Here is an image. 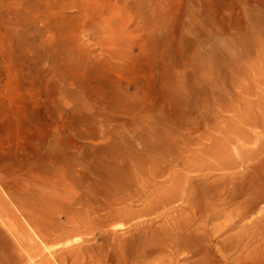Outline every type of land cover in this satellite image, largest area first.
I'll return each instance as SVG.
<instances>
[{
	"label": "rangeland",
	"instance_id": "rangeland-1",
	"mask_svg": "<svg viewBox=\"0 0 264 264\" xmlns=\"http://www.w3.org/2000/svg\"><path fill=\"white\" fill-rule=\"evenodd\" d=\"M215 140L232 153L264 144V0H0V259L31 255L30 232L54 264L70 249L83 253L74 264H133L142 252L150 263L226 264L216 234L197 254L192 239L181 252L156 246L179 202L136 203L133 218L108 221L133 227L120 249L95 204L69 210L73 180L106 192L118 180L99 164L146 149L161 163L177 145L197 153L208 169L190 176L217 183L227 172L203 152Z\"/></svg>",
	"mask_w": 264,
	"mask_h": 264
},
{
	"label": "bare ground",
	"instance_id": "bare-ground-1",
	"mask_svg": "<svg viewBox=\"0 0 264 264\" xmlns=\"http://www.w3.org/2000/svg\"><path fill=\"white\" fill-rule=\"evenodd\" d=\"M244 135L246 133L242 134ZM176 148L179 150L178 153H173L167 163L158 161L153 149L144 150L145 157L137 160H126L125 157H121V160L111 158L101 162L99 169L109 180H118L117 187L113 189L109 187L106 192L101 193L100 188L95 189L87 183V190L82 186L83 182L73 180L74 184L70 187L73 188L71 193L75 194L76 199L74 198V204H70L69 210H72L74 205L81 209L95 204L96 206L92 208L95 222L109 227V231H104L102 234L109 235L114 241L112 245L120 249V245L126 243L123 236L131 233L133 227H128L122 222L110 225L108 221L133 218L136 211L132 208L136 203L141 205L145 203L144 207L156 209L161 203L166 207L179 202L180 205L174 206L172 210L177 213V219L173 218V226L169 232H165L161 227L160 235L165 240H162V243L157 240L156 246L162 248L169 243L172 252H181L188 247L187 240L192 239L194 242L191 249L197 254L201 237L207 236L211 241L216 234L223 238L221 240L216 238L211 246H214L226 264H264V144L247 149L248 152L240 149L236 151L237 153H232L228 147L218 144L216 140L203 147L204 154L210 155L218 162V168L209 169L227 172L217 183L212 184L206 183V178L201 181L198 178L199 174L195 176L189 174V172H205L208 169L196 164L199 159L193 155L197 153L184 155L190 150L181 149L178 145ZM232 154L236 155L232 157ZM250 161L253 162L248 164ZM63 180L59 178L58 181L59 189L62 191L65 187ZM203 207L208 209L204 219H202ZM228 208L232 210L225 222L212 226L209 230L208 222L219 217ZM69 213L72 216V211ZM254 214L257 216L253 217ZM139 226V223L135 225V227ZM143 230H147L144 231L145 233L149 231L148 228ZM200 231L201 234L198 233ZM26 234L27 239H24V244L32 254L24 251L25 255H18L15 258L2 257L0 264H54L53 257L46 255L48 249L39 237L30 232ZM155 234L159 235L157 231L150 233V235ZM254 241L258 245L251 249ZM207 246H210V242ZM21 247L24 249L22 245ZM86 251L90 253V249ZM82 254L78 249L61 250L56 253L55 261L66 264L69 258L70 264H74ZM148 256L151 254L142 252L141 257L134 260L133 264H160V261L150 263L147 260ZM104 262L99 264H106Z\"/></svg>",
	"mask_w": 264,
	"mask_h": 264
}]
</instances>
